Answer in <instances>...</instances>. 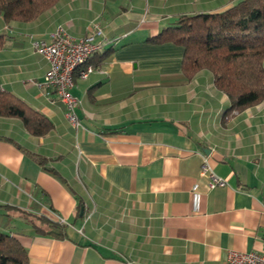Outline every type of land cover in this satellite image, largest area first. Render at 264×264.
<instances>
[{"label": "crops", "instance_id": "crops-1", "mask_svg": "<svg viewBox=\"0 0 264 264\" xmlns=\"http://www.w3.org/2000/svg\"><path fill=\"white\" fill-rule=\"evenodd\" d=\"M236 1L58 0L30 21L0 14V89L53 124L35 136L20 119L0 116V229L20 240L28 264H224L229 250L261 249L264 100L223 120L229 102L212 73L186 79L180 45L146 41L179 14ZM59 24L76 36L97 24V52L109 50L99 64L96 52L90 57L85 78L74 74L77 127L38 85L47 62L31 46ZM6 138L46 157L58 176ZM203 161L225 185L209 187ZM104 198L115 209L111 224L96 211L88 225L87 209ZM79 200L83 212L75 216ZM21 210L62 221L65 235L34 232ZM106 224L112 241L105 245L93 231Z\"/></svg>", "mask_w": 264, "mask_h": 264}, {"label": "trees", "instance_id": "trees-1", "mask_svg": "<svg viewBox=\"0 0 264 264\" xmlns=\"http://www.w3.org/2000/svg\"><path fill=\"white\" fill-rule=\"evenodd\" d=\"M58 0H0L5 21H30ZM6 39L0 33V48ZM152 43L172 42L183 49L181 71L186 79L199 70L212 73L214 86L228 99L222 119H229L247 107L264 100V0H237L223 10L179 14L156 34L146 38ZM109 50L96 52L99 64ZM90 62V60H89ZM93 65V62H92ZM0 116L20 119L28 133L42 136L53 127L51 120L10 91L0 89ZM25 154L54 176L43 155L25 149L10 138ZM79 200L74 214L78 216ZM6 206V205H2ZM32 220L34 232L65 235V224L40 214L21 210ZM0 264H28L26 248L13 234L0 229Z\"/></svg>", "mask_w": 264, "mask_h": 264}, {"label": "built area", "instance_id": "built-area-1", "mask_svg": "<svg viewBox=\"0 0 264 264\" xmlns=\"http://www.w3.org/2000/svg\"><path fill=\"white\" fill-rule=\"evenodd\" d=\"M101 34L97 24L83 36L72 34L59 24L49 39L31 40L32 48L47 62V69L38 85L52 98V102L59 100L65 105V116L74 127L79 125L75 114L79 100L71 93L73 77L77 72L79 78H85L93 70L89 59L103 45ZM200 174L206 175L211 188L225 185V180L212 172L205 161L201 164ZM125 264L133 262L128 260ZM224 264H264V233L260 250H229Z\"/></svg>", "mask_w": 264, "mask_h": 264}, {"label": "rangeland", "instance_id": "rangeland-1", "mask_svg": "<svg viewBox=\"0 0 264 264\" xmlns=\"http://www.w3.org/2000/svg\"><path fill=\"white\" fill-rule=\"evenodd\" d=\"M108 198L110 199V197L108 196ZM109 199H103V200H100V201H94V202H92V204H90V202L88 203V204H90L91 205V207H89L88 209H87V211H86V215H85V218H86V221H87V224L89 225V223H88V221H92V224L94 225V221H93V219L94 220H96V218H93L95 215V213H96V211L98 212L99 211V215H101L100 217H98V220L100 221V219L102 218V217H105V218H107L109 221H108V223L110 222V216H111V213H112V211H114L115 209H112L111 207H110V202H109ZM93 209V213L92 214H90V210H92ZM109 224H111V223H109ZM120 225V227L123 229V230H127V228H128V223L127 222H123V223H120L119 224ZM105 228H104V231H96V230H94L93 232L98 236V237H100V242H102L103 244H111V237H112V235H111V226L110 225H108V224H106L105 226H104Z\"/></svg>", "mask_w": 264, "mask_h": 264}, {"label": "water", "instance_id": "water-1", "mask_svg": "<svg viewBox=\"0 0 264 264\" xmlns=\"http://www.w3.org/2000/svg\"><path fill=\"white\" fill-rule=\"evenodd\" d=\"M82 212H83V207H82V206H80V207H79V214L81 215V214H82Z\"/></svg>", "mask_w": 264, "mask_h": 264}]
</instances>
